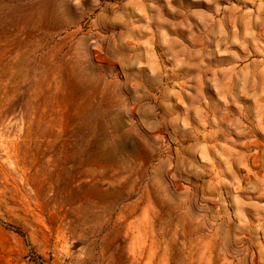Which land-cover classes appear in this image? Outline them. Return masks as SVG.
I'll use <instances>...</instances> for the list:
<instances>
[{
  "label": "rangeland",
  "instance_id": "1",
  "mask_svg": "<svg viewBox=\"0 0 264 264\" xmlns=\"http://www.w3.org/2000/svg\"><path fill=\"white\" fill-rule=\"evenodd\" d=\"M0 264H264V0H0Z\"/></svg>",
  "mask_w": 264,
  "mask_h": 264
}]
</instances>
